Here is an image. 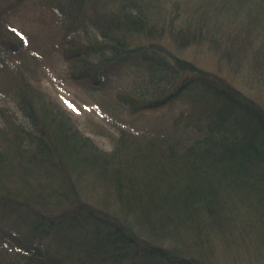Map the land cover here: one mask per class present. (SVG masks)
I'll return each mask as SVG.
<instances>
[{"label": "trees", "instance_id": "obj_1", "mask_svg": "<svg viewBox=\"0 0 264 264\" xmlns=\"http://www.w3.org/2000/svg\"><path fill=\"white\" fill-rule=\"evenodd\" d=\"M24 1L0 0V264H224L216 248L245 264L249 241L264 250V108L181 55L201 47L264 80V0L163 13L159 0H36L87 95L126 125L101 129L110 149L22 70L27 36L5 14ZM160 107L173 110L129 126Z\"/></svg>", "mask_w": 264, "mask_h": 264}, {"label": "rangeland", "instance_id": "obj_2", "mask_svg": "<svg viewBox=\"0 0 264 264\" xmlns=\"http://www.w3.org/2000/svg\"><path fill=\"white\" fill-rule=\"evenodd\" d=\"M142 1L145 3L152 2V0ZM158 2L161 6V13L171 11V0H159ZM39 3L36 0H26L5 14V20L9 26L27 36V40L23 42L22 51L18 56L29 67L27 71L22 70L26 73L27 78L34 81L36 88H40L42 92L51 98L52 102L67 111L86 134L102 147L110 149V139L101 132V129H107L117 135L120 126L126 125L114 116L112 118L110 116L106 117L105 112H103L105 108L97 105L96 101L87 95L86 92L90 88L84 84L85 81L82 77L75 76L74 72L67 67L65 54L59 48L63 26L59 23L52 8L44 7ZM181 55L206 70L220 73L264 108L263 79L258 80L257 78L255 82L246 71V73H241L227 69L228 66L224 65L222 60L220 61L216 55L206 54L201 47L185 49L184 52H181ZM31 71L34 73L33 75H31ZM1 101V105H7L5 100ZM172 110V108L169 110L168 107H160L149 110L146 114L134 115L132 113L133 123L129 126L138 127L149 117L158 116L159 119H165ZM121 115L126 119H130L128 114L121 112ZM95 196L97 194L92 195L93 198L91 199H94ZM251 244H253L252 241H249L248 245H244L251 252L250 255L245 250H239V257L245 264H257L259 260L257 252L264 255V250L260 246H257L259 250L256 249L257 252H255V247L250 246ZM223 251L225 250L215 249V259L217 261L224 264H235L238 261L231 259L228 253Z\"/></svg>", "mask_w": 264, "mask_h": 264}]
</instances>
